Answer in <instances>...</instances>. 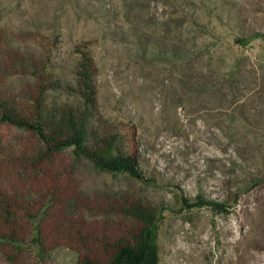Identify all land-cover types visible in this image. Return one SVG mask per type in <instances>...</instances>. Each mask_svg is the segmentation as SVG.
Listing matches in <instances>:
<instances>
[{
	"label": "rangeland",
	"instance_id": "374dc122",
	"mask_svg": "<svg viewBox=\"0 0 264 264\" xmlns=\"http://www.w3.org/2000/svg\"><path fill=\"white\" fill-rule=\"evenodd\" d=\"M0 30L46 59L60 82L48 105L86 110L80 142L113 135V160L136 132L134 169L66 152L86 194L159 207V264H264V0H0ZM88 58L93 107L78 86ZM14 143L0 133V149ZM49 258L79 264L65 246Z\"/></svg>",
	"mask_w": 264,
	"mask_h": 264
},
{
	"label": "trees",
	"instance_id": "16d2710c",
	"mask_svg": "<svg viewBox=\"0 0 264 264\" xmlns=\"http://www.w3.org/2000/svg\"><path fill=\"white\" fill-rule=\"evenodd\" d=\"M3 37L0 30V133H11L15 143L0 149L2 253L12 264H54L50 252L65 246L77 253L79 264H159V207L128 193L86 194L66 152L79 143L81 154L94 164L134 169L139 161L136 132L126 155L113 160L105 156L113 135L80 142L86 110L48 105V92L60 82L46 70V59L6 48ZM94 73L88 58L78 86L90 107L96 104ZM16 75L33 78L5 86ZM209 204L223 208L215 201ZM34 229L38 253L32 249Z\"/></svg>",
	"mask_w": 264,
	"mask_h": 264
}]
</instances>
